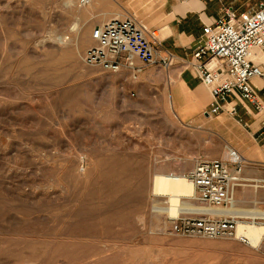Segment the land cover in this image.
<instances>
[{"label": "rangeland", "instance_id": "374dc122", "mask_svg": "<svg viewBox=\"0 0 264 264\" xmlns=\"http://www.w3.org/2000/svg\"><path fill=\"white\" fill-rule=\"evenodd\" d=\"M115 1L0 0V264H264L260 244L171 231L207 205L194 189L171 216L155 174L188 176L234 145L215 117L183 124L155 84L84 63L98 25L153 26V0L101 11Z\"/></svg>", "mask_w": 264, "mask_h": 264}, {"label": "built area", "instance_id": "2783aa9c", "mask_svg": "<svg viewBox=\"0 0 264 264\" xmlns=\"http://www.w3.org/2000/svg\"><path fill=\"white\" fill-rule=\"evenodd\" d=\"M92 39L94 45L83 53V61L107 72L134 68L136 57L144 63L162 66H169L172 61L171 54L160 56L159 29L148 30L131 16L115 17L98 25L92 31ZM257 50L264 52V1L246 14L238 15L227 9L213 23L205 25L203 42L195 49L189 65L211 91L210 116L224 111L236 115L237 107L229 101L230 95L251 102L258 110L264 109V86L260 94L253 83L255 78L264 79V65L254 61ZM210 60L217 61L218 66H211ZM228 104L230 106L226 107ZM246 166L242 154L232 145H226L223 156L197 160L187 177L192 181L200 203L225 208L232 203ZM262 168L260 181L264 186V164ZM226 212L181 215L172 221L171 231L210 238H236L248 243V239L238 234L239 218ZM260 248L264 253V233Z\"/></svg>", "mask_w": 264, "mask_h": 264}, {"label": "crops", "instance_id": "0c3cea01", "mask_svg": "<svg viewBox=\"0 0 264 264\" xmlns=\"http://www.w3.org/2000/svg\"><path fill=\"white\" fill-rule=\"evenodd\" d=\"M260 1L264 0H153L147 5L148 11L156 13L151 22L153 26L141 23L148 30L159 29L162 33L160 56L171 54V64H147L136 57L134 68L117 72L124 85L149 82L155 84L160 92L168 93L171 106L183 124L208 125L210 119H217L214 122L215 133L229 140L247 162L242 174L243 181L236 189L232 213L240 219L253 220H264V210L257 209L258 206L264 208V195L256 190L263 177L264 109L258 110L251 102L230 95L229 101L237 107L236 115L224 111L210 116L211 91L189 62L195 49L203 42L206 24L213 23L227 9L234 10L238 15L246 14ZM115 3L113 8L101 11L125 14L144 11L130 0H116ZM254 61L264 65V52L257 50ZM209 64L218 66L215 60H210ZM253 83L262 94L264 79L255 78ZM129 89L132 93L136 92L134 88ZM261 187L264 188L263 185Z\"/></svg>", "mask_w": 264, "mask_h": 264}, {"label": "bare ground", "instance_id": "6f19581e", "mask_svg": "<svg viewBox=\"0 0 264 264\" xmlns=\"http://www.w3.org/2000/svg\"><path fill=\"white\" fill-rule=\"evenodd\" d=\"M76 28V26L74 25ZM74 28V29H75ZM187 176L181 175V174H174V173H156L153 180V189L154 192L160 193L163 195H169V213L171 216H176L180 213L181 208L180 206V200L181 197H190L194 191V185L189 178H186ZM178 202V203H177ZM182 205V203H181ZM235 205V197L232 201V203L228 206V209L225 208H213L208 207L206 208L195 206L198 211V213H205V212H211V213H220V212H226L227 214L233 215V207ZM204 208V209H203ZM235 216V215H233ZM241 220L238 222V234L240 236H243L244 238L248 239V243L252 244L253 246H257L258 244H261L262 236L264 233V224H248V223H240ZM240 223V224H239ZM253 223H256L255 221Z\"/></svg>", "mask_w": 264, "mask_h": 264}]
</instances>
